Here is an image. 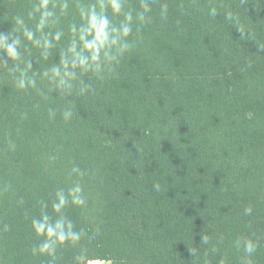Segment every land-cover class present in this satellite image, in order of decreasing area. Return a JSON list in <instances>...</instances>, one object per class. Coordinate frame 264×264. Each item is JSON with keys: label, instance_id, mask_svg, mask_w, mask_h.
I'll return each mask as SVG.
<instances>
[{"label": "trees", "instance_id": "1", "mask_svg": "<svg viewBox=\"0 0 264 264\" xmlns=\"http://www.w3.org/2000/svg\"><path fill=\"white\" fill-rule=\"evenodd\" d=\"M78 2L92 0L49 3L44 33L62 36L45 58L14 31L16 15L35 30L39 0H0V40L21 37L18 60L0 53V264H242L244 240L264 264V0H149L119 62L100 75L77 66L68 88L51 69ZM124 10L135 17L140 0ZM77 184L84 204L54 212ZM45 218L71 222L80 240L33 254L44 237L32 221Z\"/></svg>", "mask_w": 264, "mask_h": 264}, {"label": "clouds", "instance_id": "2", "mask_svg": "<svg viewBox=\"0 0 264 264\" xmlns=\"http://www.w3.org/2000/svg\"><path fill=\"white\" fill-rule=\"evenodd\" d=\"M51 0H39L38 5H33L32 9L28 12L30 19L35 18V13L40 12V17L35 25V30L29 28L25 24V19L21 15H16L14 21L16 28L14 31H19L22 37L34 44L37 47H43L45 49V58H47L48 50L51 49L57 42L61 40L62 33L57 31L54 34L44 33L48 17L53 16L55 13L49 10V3ZM125 0H92L90 3H77L78 15L80 18L79 27L77 23H72L69 26V32L71 33V40L69 46L65 51L61 52V59L59 65H54L51 69L52 78H59V85L72 88L73 85L69 84V80H76L77 73L76 68L79 66L80 74L83 75L88 72H93L96 75H100L101 66H110L113 62L118 63L119 58L127 52L132 44L127 38L133 32L134 19H138L142 23L146 22V14L151 12L149 0H140V7L142 11L137 12L136 16H133L131 10H124ZM53 9L57 7L56 3L52 4ZM60 13L64 15L68 9V3L64 2L59 4ZM168 8L167 5H162L161 16L167 18ZM209 14L213 17L216 16L215 8L210 9ZM122 16L119 26L117 27L113 18ZM227 19H232V13H227ZM37 33L42 34L41 38L37 37ZM50 37V39H49ZM21 41V37L11 44H5L3 40H0V53H4L8 58L12 60H18L20 58V52L17 49V44ZM30 69V64L27 65L25 71ZM47 75V73H45ZM81 85V91L87 90L90 86L84 85L83 81H79ZM18 87L23 89L25 87V81L23 78L19 80ZM71 115V112L64 113L65 119ZM251 118V114H248ZM157 187H159L157 185ZM82 188L77 184L74 188H69L67 195L58 192V201L53 203L52 208L56 213H60L61 210L69 203L70 198L73 204H84V200L80 197ZM251 207L245 209V215L251 214ZM73 225L71 222L67 224V229L63 222H57L55 226H51L45 218L44 223H37L32 221V228L36 236H43V243L32 249L33 254H48L51 257H55L57 247L63 245L66 241L73 243L80 240V234L72 231ZM203 242L207 243V238H203ZM237 248L241 246V241L237 240ZM257 245L252 240L243 241V251L245 257L242 264H252L251 256L256 251ZM77 264H83L87 257L83 254L75 257Z\"/></svg>", "mask_w": 264, "mask_h": 264}, {"label": "rangeland", "instance_id": "3", "mask_svg": "<svg viewBox=\"0 0 264 264\" xmlns=\"http://www.w3.org/2000/svg\"><path fill=\"white\" fill-rule=\"evenodd\" d=\"M88 264H113V263L108 260H92Z\"/></svg>", "mask_w": 264, "mask_h": 264}]
</instances>
